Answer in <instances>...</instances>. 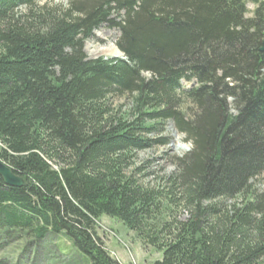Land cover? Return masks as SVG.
Segmentation results:
<instances>
[{"label": "trees", "instance_id": "1", "mask_svg": "<svg viewBox=\"0 0 264 264\" xmlns=\"http://www.w3.org/2000/svg\"><path fill=\"white\" fill-rule=\"evenodd\" d=\"M103 24L123 57L87 56ZM263 42L264 0H0V160L26 182L0 176V240L54 233L120 264L107 215L153 264H264ZM168 122L192 149L150 185L137 156Z\"/></svg>", "mask_w": 264, "mask_h": 264}, {"label": "rangeland", "instance_id": "2", "mask_svg": "<svg viewBox=\"0 0 264 264\" xmlns=\"http://www.w3.org/2000/svg\"><path fill=\"white\" fill-rule=\"evenodd\" d=\"M68 1L54 0L55 3L63 4ZM247 7L251 16L255 5L248 3ZM119 36L118 28L108 24L101 25L86 41L87 56L91 59L110 58L104 54L93 56L92 48L108 45L112 39L116 44ZM117 102L124 105V110L129 108V99L123 98ZM158 135L172 139L168 144L139 152L136 160L139 166H143L146 160L150 161L149 166H146L148 177L141 178L150 185H157L162 177L175 172L177 169L173 163L174 159L182 157L192 149V143L187 141L186 136L179 133L171 122L167 123L165 132ZM186 216L183 214L182 218ZM16 235L0 240V264H87L71 242L62 235L48 233L39 240L26 236L18 238ZM97 235L109 256L120 264H153L163 257L161 251L145 244L136 232L116 218L103 215L97 224Z\"/></svg>", "mask_w": 264, "mask_h": 264}, {"label": "water", "instance_id": "3", "mask_svg": "<svg viewBox=\"0 0 264 264\" xmlns=\"http://www.w3.org/2000/svg\"><path fill=\"white\" fill-rule=\"evenodd\" d=\"M261 50L264 53V42H263ZM122 56H123V52H121L119 55L110 56V58H118ZM105 58H109V57H105ZM0 176L4 179V181L8 185H11V186L21 187L26 184L25 180L21 176L16 175L12 171V169L1 160H0Z\"/></svg>", "mask_w": 264, "mask_h": 264}, {"label": "bare ground", "instance_id": "4", "mask_svg": "<svg viewBox=\"0 0 264 264\" xmlns=\"http://www.w3.org/2000/svg\"><path fill=\"white\" fill-rule=\"evenodd\" d=\"M121 52L122 51L114 43V40L113 39H112V41H109L108 42V45H105V46H97L95 48H92V55L93 56H96V57L99 56V55H102V54L107 55V56H114V55H119Z\"/></svg>", "mask_w": 264, "mask_h": 264}]
</instances>
